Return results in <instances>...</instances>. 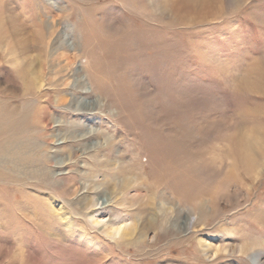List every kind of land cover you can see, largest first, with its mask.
<instances>
[{"label":"rangeland","instance_id":"obj_1","mask_svg":"<svg viewBox=\"0 0 264 264\" xmlns=\"http://www.w3.org/2000/svg\"><path fill=\"white\" fill-rule=\"evenodd\" d=\"M263 135L264 0H0V264H264Z\"/></svg>","mask_w":264,"mask_h":264},{"label":"bare ground","instance_id":"obj_2","mask_svg":"<svg viewBox=\"0 0 264 264\" xmlns=\"http://www.w3.org/2000/svg\"><path fill=\"white\" fill-rule=\"evenodd\" d=\"M200 2V1H199ZM194 3H195V1H194ZM210 3L212 4V3H214V0H210ZM203 4H204V2H203ZM43 11V10H42ZM48 24V23H47ZM85 84V83H84ZM70 95H72L71 96V101H70V103H71V105H70V108L71 107H74L75 105H76V107H74L75 108V110H78V108H81V107H77V106H79V104L78 103H80V101H79V99H78V97L77 96H75V94L74 93H70ZM101 105V104H100ZM2 106V105H1ZM4 107V106H3ZM89 108L90 109H94L95 108V106L94 105H89ZM1 109H2V107H1ZM81 110V109H80ZM2 112V111H1ZM8 112V111H7ZM112 112V111H111ZM80 113V112H79ZM78 113V114H79ZM2 114V113H1ZM72 114V113H71ZM76 114V113H75ZM87 115H89V114H87ZM9 116V115H8ZM46 121V120H45ZM58 124L59 123H61L62 121L61 120H55ZM69 124H72V126L74 127V128H76V127H78V128H80L81 126H82V121H67ZM67 123V124H68ZM48 126V125H47ZM89 128V127H88ZM93 130H86V129H82V128H80V129H74L73 130V135L70 133V129H69V131H68V133L66 134V137L65 136H63L62 135V137H61V140H64L65 141V139L66 138H74V139H77V138H82V137H85L87 134H90L91 132H92ZM11 135V134H10ZM264 136V135H263ZM1 138V137H0ZM7 138V137H6ZM13 138V137H12ZM12 138H11V140H12ZM14 138H16V137H14ZM8 139V138H7ZM86 139V138H85ZM10 140V139H9ZM64 141H60V143H62V142H64ZM11 142V141H10ZM3 143V142H2ZM11 144V143H10ZM16 144V143H15ZM4 146V145H3ZM6 146V145H5ZM2 148V147H1ZM86 149H88V148H86ZM246 149V148H245ZM5 150V149H4ZM9 150V149H8ZM249 151V150H248ZM1 153H2V151H1ZM58 160V159H57ZM63 160V159H62ZM66 160H69L68 158L66 159ZM7 161V160H6ZM64 161V160H63ZM67 162V161H66ZM58 164H59V162H58ZM58 168V167H57ZM60 170H63V168L61 167V169ZM11 172V171H10ZM61 172V171H60ZM58 177V176H57ZM61 179V178H60ZM6 180V179H5ZM4 181V180H3ZM1 182V181H0ZM103 194V193H102ZM109 201H111V199L110 198H103V200H100V199H96L94 202H92L93 204H92V206L94 207V209H93V213H92V215L90 216V220L93 222V223H95L96 225H101L102 227H100V229L102 228V230L106 233V234H108V235H119V236H121V237H123V236H126L129 232H127V228H126V226L124 225V224H119V225H115V224H112V223H110V222H104V220H103V218H99L97 215H96V213L97 212H99L101 209H103V208H105L104 207V205L106 204V203H108ZM101 205V206H100ZM103 205V206H102ZM201 207L202 208H204V206H203V204L201 205ZM99 214V213H98ZM67 216V215H66ZM69 220V219H68ZM110 221V220H109ZM113 221V220H112ZM188 224H191V222H189ZM190 226V225H189ZM132 230L134 229V228H131Z\"/></svg>","mask_w":264,"mask_h":264}]
</instances>
